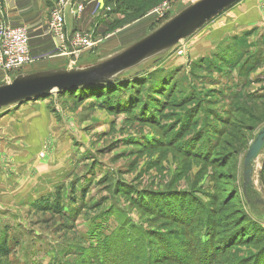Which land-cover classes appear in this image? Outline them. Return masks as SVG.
Instances as JSON below:
<instances>
[{
  "label": "rangeland",
  "instance_id": "rangeland-1",
  "mask_svg": "<svg viewBox=\"0 0 264 264\" xmlns=\"http://www.w3.org/2000/svg\"><path fill=\"white\" fill-rule=\"evenodd\" d=\"M197 1L156 0L121 28L129 26L124 35L137 43ZM124 74L115 96L92 90L39 98L55 130L0 140V247L10 248L0 264H99L103 248H135L139 232L150 248L190 262L198 245L190 244L186 220L195 215L216 221L218 241L243 212L254 229H264V207L256 204L264 200V172H256L264 151L254 163L256 199L249 205L235 196L244 157L264 128V0H242ZM6 113L0 109V119ZM196 140L190 154L180 148ZM200 231L207 242L211 230ZM242 240L222 263L237 264L264 247L247 235Z\"/></svg>",
  "mask_w": 264,
  "mask_h": 264
},
{
  "label": "crops",
  "instance_id": "crops-1",
  "mask_svg": "<svg viewBox=\"0 0 264 264\" xmlns=\"http://www.w3.org/2000/svg\"><path fill=\"white\" fill-rule=\"evenodd\" d=\"M76 5L82 3L85 10L76 16L68 8L65 13V32L71 36L75 32H88L92 35L96 46L85 51L79 57L65 55L58 49L57 39L48 31V22L54 0H0V19L12 26H23L29 30L30 51L35 59L34 71H57L72 69L85 61L93 64L96 60L110 59L135 44L130 34L124 35L126 28L117 26L123 16L114 12V5H105V0H70ZM92 60V61H91ZM90 61V62H88ZM82 65V66H83ZM25 74V73H24ZM0 85L12 82L10 75L0 73ZM4 82V83H1ZM29 103V102H28ZM7 109V113L0 119V140L42 137L45 133L55 129L54 118L50 115L46 102L32 101L29 104L15 105ZM54 124V125H53ZM264 151V150H263ZM264 153L260 156L257 175L262 171ZM257 170V169H256ZM264 174V173H263Z\"/></svg>",
  "mask_w": 264,
  "mask_h": 264
},
{
  "label": "water",
  "instance_id": "water-1",
  "mask_svg": "<svg viewBox=\"0 0 264 264\" xmlns=\"http://www.w3.org/2000/svg\"><path fill=\"white\" fill-rule=\"evenodd\" d=\"M242 0H198L161 28L103 62L85 68L20 74L0 85V109L21 105L54 93L110 83L116 75L137 67L188 39L214 18ZM264 150V128L256 135L244 157V188L253 184L254 163ZM257 203L264 205V200Z\"/></svg>",
  "mask_w": 264,
  "mask_h": 264
},
{
  "label": "trees",
  "instance_id": "trees-1",
  "mask_svg": "<svg viewBox=\"0 0 264 264\" xmlns=\"http://www.w3.org/2000/svg\"><path fill=\"white\" fill-rule=\"evenodd\" d=\"M156 4V0H105V5H114L115 10L114 12L116 14H120L123 16V20L117 22V26H124L127 24L132 23L134 20H137L143 16H145L146 13H143L141 16L139 15V12L152 8L151 6H154ZM142 7V8H141ZM135 14H138L136 18L131 21L128 18ZM140 16V17H138ZM138 17V18H137ZM29 73V72H28ZM21 73H18L20 75ZM24 74V73H23ZM126 75L123 73H120L112 78L110 83L107 84H101L97 86H89V87H82L77 88L73 90H68L66 92H83L86 95H89L90 91L94 90V94L97 93H104L105 97H108L107 94H113L114 96L117 94L116 89L120 84H122L126 78ZM113 89V90H112ZM96 91V92H95ZM116 91V92H115ZM65 93V92H60ZM119 93V92H118ZM238 92L237 94H239ZM112 96V95H111ZM132 101V100H131ZM131 101L129 104V107H131ZM189 123V122H188ZM193 127V125H189L188 128ZM221 131L216 133V136L219 137L221 135ZM181 133V132H180ZM180 133L178 135H180ZM219 138H217L218 143ZM197 140L195 142L191 141L190 143L186 142L183 144L180 148L183 152L190 154L191 151L187 148L190 145H196L197 148ZM195 156L198 158L206 159L207 156H204L201 152L196 151L194 152ZM244 167V166H243ZM244 172V169H243ZM242 172V177L243 176ZM242 192V196L241 195ZM241 192L236 190L235 196L237 197L238 201L241 203V200L239 197H243L246 202L251 205L253 203V200L255 198V192L253 189V185L249 186L247 189L244 188V183L242 181L241 186ZM123 193V192H122ZM254 196V198H253ZM256 199V198H255ZM258 198L256 199V204H258L261 207H264V205L257 203ZM243 212V211H242ZM188 223L189 229H188V236L190 239L191 246L198 245V248H191L192 254L194 258L190 260V262H185L184 259L179 258L178 256H172V255H165L161 253L160 251H156L154 248L149 247L148 240H146L143 236V233H138V239L137 245L135 248H129L127 245H124L126 248H122L124 242H114L111 244L110 248H103L104 252V259L99 264H135L136 261L139 260L140 264H168L170 263V259L173 260L172 263L174 264H224L221 262L219 257L223 256L224 254H227V251L232 249V246L234 245V242L241 241L244 235H247L248 238L252 239H258V241H254V245H258L260 247L261 242H264V229L258 228L257 230L253 227L255 226L253 221L249 220L248 215H244V212L242 214V217L239 220H236L232 224V230L230 231L229 236H227V239L225 242L218 241V226L214 219H211L209 216L206 217L205 222L201 223L198 222L197 216L195 215L194 218H190V220H186ZM250 221V222H249ZM190 222V223H189ZM204 224V225H201ZM256 224V223H255ZM192 225V227H191ZM201 226H205L211 230L209 240L207 242L202 243L201 242ZM191 228V229H190ZM253 232L254 234L248 235L249 232ZM260 238H257L258 236H261ZM243 241V240H242ZM264 244V243H263ZM259 252L258 254L251 255L249 258L240 260L237 264H264V247L258 248ZM10 255V248L8 245H4L0 247V256L3 258L8 257ZM138 262V264H139ZM180 262V263H179Z\"/></svg>",
  "mask_w": 264,
  "mask_h": 264
},
{
  "label": "built area",
  "instance_id": "built-area-1",
  "mask_svg": "<svg viewBox=\"0 0 264 264\" xmlns=\"http://www.w3.org/2000/svg\"><path fill=\"white\" fill-rule=\"evenodd\" d=\"M79 16L85 10L84 4H72L70 0H54L49 15L48 31L57 39L58 49L65 55L79 57L92 50L96 43L88 32H75L67 36L65 32L67 9ZM35 62L30 51V37L27 27L12 26L0 21V73L10 75L31 67Z\"/></svg>",
  "mask_w": 264,
  "mask_h": 264
}]
</instances>
